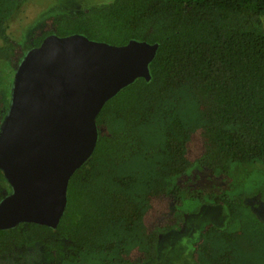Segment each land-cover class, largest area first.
Returning a JSON list of instances; mask_svg holds the SVG:
<instances>
[{"label":"trees","instance_id":"trees-1","mask_svg":"<svg viewBox=\"0 0 264 264\" xmlns=\"http://www.w3.org/2000/svg\"><path fill=\"white\" fill-rule=\"evenodd\" d=\"M28 1L0 0V65L13 72L51 35L159 49L151 81L138 79L98 115L96 151L70 180L58 228L0 230V255L39 244L51 264H158L161 237L211 203L230 218L202 229L193 261L264 264V0H106L51 15L19 43L10 23ZM208 172L225 179L220 192L187 187ZM10 192L0 171V202Z\"/></svg>","mask_w":264,"mask_h":264},{"label":"water","instance_id":"water-1","mask_svg":"<svg viewBox=\"0 0 264 264\" xmlns=\"http://www.w3.org/2000/svg\"><path fill=\"white\" fill-rule=\"evenodd\" d=\"M158 49L51 35L27 51L0 125V171L11 190L0 202V230L58 228L70 180L96 151L98 115L138 79L151 81Z\"/></svg>","mask_w":264,"mask_h":264},{"label":"rangeland","instance_id":"rangeland-1","mask_svg":"<svg viewBox=\"0 0 264 264\" xmlns=\"http://www.w3.org/2000/svg\"><path fill=\"white\" fill-rule=\"evenodd\" d=\"M106 0H29L18 15L11 21L10 36L22 43L30 32L38 27L47 17L60 13L79 14L87 8L96 7ZM109 1V0H108ZM111 2V1H109ZM106 1V3H109ZM15 72L6 64L0 65V89L12 87ZM254 176V175H252ZM248 176V177H252ZM225 179L211 172L197 174L187 187L201 189L207 196L212 192H220L225 187ZM264 217V208L258 209ZM230 218L224 206L211 203L201 205L197 213H188L184 226L163 235L160 239L159 251L161 259L158 264H196L192 259L194 243L200 237L207 224L224 228ZM0 264H49L46 254L41 250H18L11 256H5ZM142 264V263H141Z\"/></svg>","mask_w":264,"mask_h":264},{"label":"flooded vegetation","instance_id":"flooded-vegetation-1","mask_svg":"<svg viewBox=\"0 0 264 264\" xmlns=\"http://www.w3.org/2000/svg\"><path fill=\"white\" fill-rule=\"evenodd\" d=\"M40 249L41 250V252H42V254L44 253V254H46V256H47V259H49V264H51L50 263V256L51 255H49V253H48V251L43 247V246H41V245H39V244H36V246H34V247H31V248H27V249H25V250H34V249ZM18 250H23V249H20V248H18V249H16L15 251H18ZM25 250H23V251H25ZM11 256L12 254H8V253H6V254H3V255H0V260H2L3 258H5V256Z\"/></svg>","mask_w":264,"mask_h":264}]
</instances>
